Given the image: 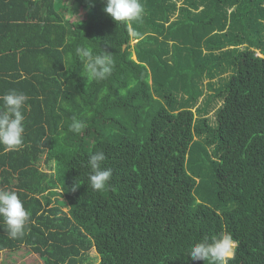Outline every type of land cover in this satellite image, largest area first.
Segmentation results:
<instances>
[{
    "label": "trees",
    "instance_id": "obj_1",
    "mask_svg": "<svg viewBox=\"0 0 264 264\" xmlns=\"http://www.w3.org/2000/svg\"><path fill=\"white\" fill-rule=\"evenodd\" d=\"M181 1L141 0L142 22L117 24L106 0H76L68 17L63 0H0V95L29 97L22 148L0 146V190L30 213L20 239L0 217V252L207 264L190 247L229 233V264H264V0ZM78 46L110 54L111 76L87 82ZM98 151L112 172L103 192L88 180Z\"/></svg>",
    "mask_w": 264,
    "mask_h": 264
},
{
    "label": "clouds",
    "instance_id": "obj_2",
    "mask_svg": "<svg viewBox=\"0 0 264 264\" xmlns=\"http://www.w3.org/2000/svg\"><path fill=\"white\" fill-rule=\"evenodd\" d=\"M103 11L117 24L142 22L144 7L141 0H106ZM76 53L81 62V76L89 83L101 81L111 76L114 59L110 54H94L89 47L78 46ZM123 94V91L121 92ZM29 97L20 91L10 89L0 95L6 111H0V146L5 151H19L24 144L25 116L23 109ZM85 123L72 118L69 130L80 133ZM106 156L102 151L91 154L87 166L89 171V185L93 191L103 192L111 178V169L103 167ZM78 186L77 184L74 187ZM0 217L3 218L8 236L20 239L25 234V226L30 213L24 203L14 191L0 190ZM237 241L229 233H220L211 238L205 236L194 243L188 250L193 261L203 260L207 264H229L234 259Z\"/></svg>",
    "mask_w": 264,
    "mask_h": 264
},
{
    "label": "rangeland",
    "instance_id": "obj_3",
    "mask_svg": "<svg viewBox=\"0 0 264 264\" xmlns=\"http://www.w3.org/2000/svg\"><path fill=\"white\" fill-rule=\"evenodd\" d=\"M65 3L64 8L62 9V12L68 17L70 16V14L72 13V9L74 7H76V0H63ZM177 4H183L181 0H179V2H177ZM229 10V9H228ZM253 19L251 24H255V17H252ZM260 23L259 24H255V26L253 27L256 31L257 30H263L264 29V17L260 19ZM259 30V31H260ZM246 36H244V39ZM133 43V42H132ZM240 46H243V44H241ZM134 53L133 56L134 57ZM206 97V94L201 96L198 100L197 103L192 105L191 108L194 110L197 106H201L204 103V99ZM221 103V99H217L215 101H213L212 103L207 105V110L208 112L206 113L207 116L210 118V121L212 124L215 123V115H214V111L215 109L220 105ZM197 115V113L195 114V116ZM42 168H46L44 165L41 164ZM47 169V168H46ZM60 203L63 205V209L67 210L68 206L66 204V201L64 198L59 197ZM25 249H27L29 251V249L26 247ZM25 249H20L19 251H9V250H1L0 252V264H43L42 259L38 256L37 253L35 252H26ZM23 257V260H22ZM98 254L96 252V250L92 247L89 252H88V259L84 261V263L82 264H98Z\"/></svg>",
    "mask_w": 264,
    "mask_h": 264
}]
</instances>
